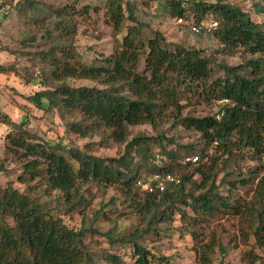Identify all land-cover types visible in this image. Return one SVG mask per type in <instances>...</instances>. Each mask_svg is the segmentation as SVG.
I'll return each mask as SVG.
<instances>
[{"label":"trees","instance_id":"obj_1","mask_svg":"<svg viewBox=\"0 0 264 264\" xmlns=\"http://www.w3.org/2000/svg\"><path fill=\"white\" fill-rule=\"evenodd\" d=\"M122 3L123 0H107L105 13L112 22L116 38L124 28H127L126 34L121 41L115 40L113 54L109 58L90 66L81 63L80 55L73 46L76 31L68 25L65 9L54 11L60 19L56 27L65 45L50 49L48 55L40 53L44 61L48 60L49 65L45 64L51 68L43 76L40 86L45 89L26 98L39 111L56 112L69 134L81 139L98 136V147L108 145L123 151L120 158L94 156L93 142L84 145L83 149L61 143L51 145L25 128L27 120L14 123L1 111L0 124L10 128L8 139L16 149L14 154H21L20 159L24 161L22 175L26 177L21 175L18 178L21 184L28 186L29 182L38 181L47 190L60 192L70 206H74L71 205L74 195L82 184L92 182L118 189L141 225L133 235L120 241L133 246L134 264H151V255L138 245L139 240L156 230L155 222L165 213L168 216L164 218L168 220L177 210L185 218L186 214L177 207L178 204L186 205L184 199L190 200L188 207L198 215L209 216L220 210L236 213L239 210V200L235 195L238 183L229 182V195L222 197L217 192L216 168L223 156L231 155L233 148L245 151L257 160L262 153L264 30L238 8L221 2L215 5L194 3L191 7L193 26H202L210 19L217 23L216 30L209 35L221 46L218 52L233 56L243 49L256 58L239 67V70L222 67L227 78L208 85L212 59L202 56L201 51L173 45L171 48L161 33L156 32L154 38L144 41V25L132 16L129 7L125 18ZM6 5H10L11 9L17 8L25 16L39 6L32 0H0V9ZM169 5L171 18L189 17L188 7L182 2L170 1ZM126 22L133 25L124 26ZM145 48L149 53L144 71L139 73L137 66ZM56 52L59 55L54 54ZM248 70L252 78L245 75ZM239 71L244 74L239 75ZM11 72L16 74L13 67L0 66V73ZM66 80H90L104 88H75L67 85ZM49 83L53 90L46 87ZM199 91L200 95L196 96ZM186 93L198 99L203 97L213 105L220 99L229 100L233 106H225L220 119H217V114L204 118H182L184 107L181 102L185 101ZM43 100L47 102L46 106ZM170 105L176 108V123L199 134L203 149L198 155L193 145L179 148L191 152L190 156H198L197 164L179 163L177 152L163 150L157 154L164 156L167 162L156 167L150 163L155 153L149 155L146 165L151 171L147 175L171 174L181 181L163 193H149L138 185L144 174L138 175L139 167L133 168L128 161L133 147L142 148L147 139L134 137L130 141L129 128L149 125L157 129L164 115L162 109ZM209 147L213 148V154L208 151ZM190 168H194L193 175L188 172ZM261 169L264 171V167L261 166ZM134 171L137 174L134 175ZM195 174L200 177V182L193 179ZM239 184L244 187L246 181ZM199 192L201 194L194 197ZM253 195L254 203L249 210L255 214L258 226L254 235L259 239L258 235L264 228V175L258 180ZM164 207H167L165 211L162 210ZM239 213L242 214V209ZM164 218L161 220L164 221ZM7 220L11 221V225ZM83 233V230L76 232L67 228L59 218L48 216L40 204L11 185L0 187V264H95L83 243ZM106 258L111 264H123L115 256Z\"/></svg>","mask_w":264,"mask_h":264},{"label":"rangeland","instance_id":"obj_2","mask_svg":"<svg viewBox=\"0 0 264 264\" xmlns=\"http://www.w3.org/2000/svg\"><path fill=\"white\" fill-rule=\"evenodd\" d=\"M32 1L38 3L37 10L25 16L21 15L17 8H10L9 16L0 26V66L13 67L16 71V74L0 73V111L14 123L27 120L25 128L51 145L61 143L83 149L84 145L93 142L94 156L120 158L123 151L108 145L98 147V136L81 139L69 134L56 112L39 111L26 98L45 89L40 86L44 81L43 76L51 68L48 67V60L44 61L40 53L48 55L50 49L65 45L64 40L59 37L56 25L60 19L54 11L65 9L68 25L76 31L73 46L80 55L81 63L86 66L109 58L113 54L115 40L121 41L127 28L116 38L112 22L105 13L107 0ZM170 1H180L188 7L189 17L183 19L182 24H178L175 18L169 16ZM196 2L206 5L221 2L238 8L264 30V0H123L121 7L125 18L128 16L129 7L132 16L144 25V41L154 38L156 32L161 33L171 48L173 45L186 50L201 51L202 56L212 59L208 84L210 85L227 78L222 67L239 70V67L256 58L249 56L243 49L236 51L233 56L223 54L218 52L221 46L213 37L194 34L190 29L194 22L191 7ZM208 21L205 23H209ZM132 25L126 22L124 26ZM148 53L147 48L141 52L137 66L139 73L144 71ZM40 71L43 72L42 75ZM238 73L244 74L242 71ZM245 75L252 78L250 70ZM66 83L75 88H104L90 80H66ZM46 87L53 90L51 83L46 84ZM197 93L196 96L201 92ZM185 97V101L181 102L184 107L182 118H204L215 114V105L206 102L203 97L198 99L187 93ZM43 104L46 106L47 102L43 100ZM162 110L164 115L157 129L149 125L129 128L130 141L134 137L147 139L142 148L133 147L128 155L131 166L139 167L138 175L148 176L147 173L151 171L146 165L149 155L163 150L173 151L177 152L178 162L183 163V157L190 156L191 152L181 150L180 147L193 145L198 155L203 149L199 134L176 123L175 106H166ZM9 134L10 128L0 124V187L11 185L40 204L48 216L61 219L67 228L76 232L83 230V243L95 264H111L106 258L109 255L115 256L123 264H134L136 258L133 246L121 243L120 239L130 237L141 225L138 216L119 190L92 182L82 184L74 195V202L71 204L74 206H70L60 192L49 191L38 181L29 182L28 186L21 184L18 178L23 173L24 161L20 159L21 154H14L16 149L8 139ZM208 151L214 153L211 147ZM245 153L231 149V155L223 156L216 168L217 192L222 197L229 195V182L238 183L235 195L239 200V210L236 213H223L220 210L203 216L195 214L188 207L190 200L184 199L186 205L178 204L177 207L186 214L185 218L181 217L178 210L173 211L169 220L164 218L168 216V213H165L155 222L156 230L143 235L139 240L138 245L150 253L151 264H264V228L257 239L254 235L258 226L255 214L249 210L254 203L255 186L264 175L261 169L263 165ZM193 169H188L190 175L194 174ZM133 174L137 173L134 171ZM193 179L196 182L201 180L197 174ZM243 180L246 181L244 187L239 184ZM200 194L201 192L195 193L194 197ZM166 209L167 207L162 208L164 211ZM241 209L242 214L239 213ZM163 218L164 221L161 220ZM7 222L11 225L10 220ZM262 225L264 227V222Z\"/></svg>","mask_w":264,"mask_h":264},{"label":"built area","instance_id":"obj_3","mask_svg":"<svg viewBox=\"0 0 264 264\" xmlns=\"http://www.w3.org/2000/svg\"><path fill=\"white\" fill-rule=\"evenodd\" d=\"M10 6L6 5L4 7H2L0 9V13L2 15H7L10 11ZM176 22L178 24H182L183 23V19H177ZM190 27L191 31L196 34V35H202V34H212L213 31L216 30L217 28V23L215 22H209V23H205L202 26H193ZM232 107V103L229 100H225V99H220L218 101L215 102V107L216 112L215 114H217V119H220L221 116L223 115V111L222 109L224 107ZM220 112V113H219ZM216 143H214L215 145ZM184 164L185 163H192V164H197L199 161V157L198 156H187L184 158L183 160ZM261 161L262 163H264V148L261 154ZM167 159L162 156L159 155L157 153L154 154V156L152 157V159L150 160L151 165L156 166V167H161L163 163H166ZM180 179L174 175L171 174H165V175H161V174H151L148 176H143V178L141 179V181H139L138 185L144 190L147 191L149 193H153V192H159V193H163L167 190L172 189V187L177 186L180 184Z\"/></svg>","mask_w":264,"mask_h":264},{"label":"clouds","instance_id":"obj_4","mask_svg":"<svg viewBox=\"0 0 264 264\" xmlns=\"http://www.w3.org/2000/svg\"><path fill=\"white\" fill-rule=\"evenodd\" d=\"M263 148H264V142H263V144H262V151H263ZM246 151H248L249 153H251L252 152V150H249V149H247ZM261 154L262 153H260L259 154V158H258V161L261 163V165H263V167H264V163H262V161H261ZM185 157H187V156H185ZM184 157V158H185ZM150 175V174H149Z\"/></svg>","mask_w":264,"mask_h":264},{"label":"crops","instance_id":"obj_5","mask_svg":"<svg viewBox=\"0 0 264 264\" xmlns=\"http://www.w3.org/2000/svg\"><path fill=\"white\" fill-rule=\"evenodd\" d=\"M4 17L5 16H3L1 13H0V26H2L4 23H3V21H4Z\"/></svg>","mask_w":264,"mask_h":264}]
</instances>
